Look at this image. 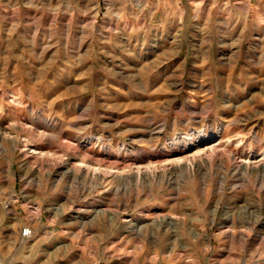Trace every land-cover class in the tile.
Wrapping results in <instances>:
<instances>
[{"label": "rangeland", "instance_id": "374dc122", "mask_svg": "<svg viewBox=\"0 0 264 264\" xmlns=\"http://www.w3.org/2000/svg\"><path fill=\"white\" fill-rule=\"evenodd\" d=\"M214 141L264 156V0H0L3 264H264Z\"/></svg>", "mask_w": 264, "mask_h": 264}, {"label": "bare ground", "instance_id": "6f19581e", "mask_svg": "<svg viewBox=\"0 0 264 264\" xmlns=\"http://www.w3.org/2000/svg\"><path fill=\"white\" fill-rule=\"evenodd\" d=\"M192 140L193 139H187V141H185V143L188 145L189 142H191ZM227 144H229V143H227ZM219 145H220V141H217V142L214 141V143H212V144L210 143V145H208V146L204 145L206 147H203L200 149L197 148L198 149L197 152H194V153L191 152V154L189 153V155H187L186 157L181 158L179 161L175 162L177 167L174 165L175 168H173V169H176V170L178 169L181 171L191 169L192 171L194 170V171L200 173L201 171L205 170L206 168H213V167L219 168V165H222V166H226L227 169H229L230 166H232L233 175H235V176H237V175L253 176L254 175V176L258 177L259 175L264 174V156L261 158H258V159H256V157H257L256 156L255 157L256 160H251V158H248L245 160L239 159L238 161H236L237 159L235 158V153L233 150H229V149H227V147L224 148V147H221ZM199 146H201V145H199ZM260 155H264V151H262L259 154V156ZM250 156H252V155H250ZM42 159H41V161H42ZM44 160H46V159H44ZM169 161H170V159L168 160V162ZM233 162H235L234 165H232ZM229 170H231V169H229Z\"/></svg>", "mask_w": 264, "mask_h": 264}, {"label": "built area", "instance_id": "2783aa9c", "mask_svg": "<svg viewBox=\"0 0 264 264\" xmlns=\"http://www.w3.org/2000/svg\"><path fill=\"white\" fill-rule=\"evenodd\" d=\"M22 235H23V237L25 238V239H30V238H32L33 237V235H34V232H33V229L31 228V227H24L23 229H22ZM0 264H3V262L2 261H0Z\"/></svg>", "mask_w": 264, "mask_h": 264}]
</instances>
